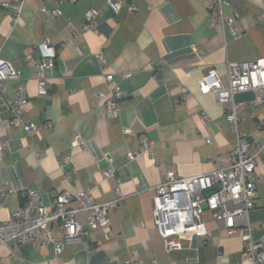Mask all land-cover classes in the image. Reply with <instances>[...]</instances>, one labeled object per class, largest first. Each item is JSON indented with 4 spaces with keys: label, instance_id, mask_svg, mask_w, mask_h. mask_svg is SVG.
I'll return each instance as SVG.
<instances>
[{
    "label": "crops",
    "instance_id": "obj_1",
    "mask_svg": "<svg viewBox=\"0 0 264 264\" xmlns=\"http://www.w3.org/2000/svg\"><path fill=\"white\" fill-rule=\"evenodd\" d=\"M12 1L0 0V60L20 73L29 100L26 121L37 130L10 127L8 100H15L18 82L8 81L7 98H0V140L8 142L0 162V188L8 190L0 191V224L19 212L28 189L37 190L46 207L86 190L96 204L115 200L118 190L125 200L109 214L110 237L87 226V215L79 213L86 244L67 245L57 256L52 245L11 242L0 247V264H263L246 257L241 230L230 236L209 213L207 236H186L181 250L166 252L153 199L168 172L190 178L228 167L244 135L254 144L250 154L257 155L252 239H264V99L256 91L237 94L239 122L233 128L227 119L231 104L199 89L211 70L227 85L228 64L264 57V1L224 0L237 40L210 10L214 0H111L121 5L118 13L110 0H24L18 24L14 11L2 7ZM91 10L99 12L93 28L86 19ZM39 65H46L43 97ZM116 86L126 97L110 115L99 94L108 96ZM75 134L84 147L73 146ZM146 141L155 143L154 158L130 160ZM106 172L113 174L105 178ZM78 207L73 200L66 206ZM53 236L63 240L59 230Z\"/></svg>",
    "mask_w": 264,
    "mask_h": 264
},
{
    "label": "built area",
    "instance_id": "obj_2",
    "mask_svg": "<svg viewBox=\"0 0 264 264\" xmlns=\"http://www.w3.org/2000/svg\"><path fill=\"white\" fill-rule=\"evenodd\" d=\"M72 3L77 0H70ZM264 1V0H262ZM24 0H13L2 4L4 8H11L14 11L13 23L18 24L23 10ZM111 9L118 13L121 5L108 2ZM224 0H214L210 8L218 21L227 26L229 36L237 40L240 35L235 26V20L223 13L228 7ZM131 12L136 8L129 7ZM42 11H47L44 7ZM55 16L60 15L58 8L52 12ZM99 16L98 10H91L86 14L89 27H94ZM47 46V43L44 44ZM101 60L102 57H100ZM51 66H54L51 64ZM46 65L37 67L39 80V96L47 95L44 83V69ZM8 81H16V98L9 101L12 112L10 127H23L29 134L37 130V126L26 121V110L29 100L26 86L22 83L20 73L11 64L0 60V98H7ZM113 76L108 75L106 82L111 83ZM200 92L204 95L213 93L222 104H231L227 111V119L233 128L238 126L237 104L234 97L239 93L256 91L259 101L264 99V57L247 62L230 63L227 71V85H224L216 70H211L199 83ZM102 102H105L110 115L118 110V104L125 99V93L116 86L113 92L106 96L99 94ZM128 133V132H127ZM85 140L79 134H75L73 146L84 147ZM210 143V140H208ZM254 144L246 136H239L233 146L230 158V165L226 168L216 170L209 174H202L190 178H179L173 172H168L164 181L155 189L153 199L154 223L164 237L166 252L179 251L182 248L181 240L186 236L205 237L208 235L205 214L209 213L212 220L225 223L230 236L243 232L242 239L246 243L245 255L252 262L264 264V239L255 243L252 239V228L249 223V214L256 207V158L251 155L250 150ZM8 148L6 140H0V162ZM155 143L144 142L141 151L131 152L128 157L135 160L143 154H149L154 158ZM112 172H106L105 178L112 176ZM218 187L219 190L211 196L206 192ZM2 193L8 190L0 188ZM118 197L104 204H96L91 190L77 194L66 193L58 197L49 207L39 202L37 190L28 189L22 193V207L8 221L0 224V247L7 246L11 242L28 244L39 242L42 248L49 245L54 246L56 255L61 256L67 245L76 243L86 244L88 233L84 230L83 224L77 220L79 213L87 215L85 224L91 228H100L105 237H110L109 214L117 209L125 200L121 191H117ZM76 201L78 209H68L71 201ZM207 209H204V206ZM53 230H59L63 234V240L57 241L53 236ZM92 248V247H90Z\"/></svg>",
    "mask_w": 264,
    "mask_h": 264
},
{
    "label": "water",
    "instance_id": "obj_3",
    "mask_svg": "<svg viewBox=\"0 0 264 264\" xmlns=\"http://www.w3.org/2000/svg\"><path fill=\"white\" fill-rule=\"evenodd\" d=\"M218 190H219V188L218 187H215L212 190H209L208 192H206V196H211V195L215 194L216 192H218ZM204 209L205 210L207 209V206L206 205L204 206Z\"/></svg>",
    "mask_w": 264,
    "mask_h": 264
}]
</instances>
